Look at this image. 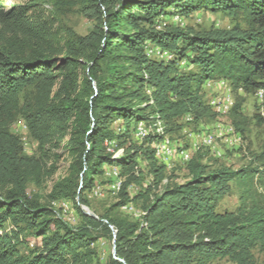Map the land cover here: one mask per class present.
<instances>
[{"label": "trees", "instance_id": "obj_1", "mask_svg": "<svg viewBox=\"0 0 264 264\" xmlns=\"http://www.w3.org/2000/svg\"><path fill=\"white\" fill-rule=\"evenodd\" d=\"M80 2L79 12L93 22L84 35L53 14L56 2L55 8L50 0L6 6L0 0V264H96L94 244L104 236L114 238L115 251L105 264H208L217 257L264 264V196L258 191L264 192V146L254 155L258 165L240 168H213L196 153L186 180L175 183L154 156L152 144L160 136L134 138L136 124L151 117L161 118L170 136L188 115L194 123L217 118L210 97H203L210 79L226 80L231 92L262 90L264 97V0ZM198 11L229 15L232 26L166 22ZM147 46L173 58L151 57ZM242 103L233 98L229 110L240 135L247 131ZM19 118L38 155L26 154L11 131ZM52 149L69 158L68 175L42 198L29 187H41L55 173L47 164ZM106 167L119 168L125 178L116 195L111 174L97 181ZM143 174L152 176L150 184L131 194ZM96 182L109 184L107 195L115 201L100 214L92 209L93 217L81 206L90 208ZM232 186L239 206L218 212ZM54 201L75 208V224L62 218ZM131 203L144 211L140 219L124 212ZM253 248L263 254L259 263Z\"/></svg>", "mask_w": 264, "mask_h": 264}, {"label": "rangeland", "instance_id": "obj_2", "mask_svg": "<svg viewBox=\"0 0 264 264\" xmlns=\"http://www.w3.org/2000/svg\"><path fill=\"white\" fill-rule=\"evenodd\" d=\"M26 1L27 0H1L3 6L16 3H23ZM50 1L53 2V4L55 2L57 4V9L53 14L57 15L59 21L71 27L77 34L84 35L91 29L93 24L92 20L84 17L79 12L81 0ZM54 7L56 8L55 4ZM46 8L48 10H52V3L47 2ZM166 22L175 23L180 27L187 25L195 29L209 28L211 26L216 28H229L232 26V20L229 15L223 14L221 12L212 13L208 11L195 12L191 15V17L174 16L170 19H167ZM215 81L216 80L206 81L204 83L203 92H205L203 97L206 100L210 97L208 99V103L213 107L214 110H217V114L219 113L218 106H220V104H217V100L223 95L229 93L230 107L232 106L233 98L235 100L238 96L243 100L241 112L246 117L247 131L244 135H241V141L237 142V144H233L232 146L229 144L227 145L222 140H220V138H217L214 149H211L210 147L206 146H202L198 150L196 149L195 143L198 140L199 136L202 133L208 132L213 128V125L216 122L217 118H219L220 114H218L217 118H204L201 121L195 123L192 122V120L188 121L187 118L181 119L180 123L182 125H185L181 128V130H179L180 132L173 136H170L169 134L167 135L172 138L174 148L176 147L175 149L178 150V152L185 151L186 153H188L190 159L191 156L193 157L196 153L200 152L205 154V157L202 162L213 168L218 167L220 165L229 166L232 168H240L242 166L248 165L250 162H254V155L260 152L264 146V97L262 98L263 93L260 96L257 92L251 94H244L241 91H239L238 93L231 92L228 83L226 87L219 85L221 89H217L213 86ZM210 84L212 86L207 89ZM213 102H215V104H212ZM255 115L261 116V123L257 122V120L255 119ZM226 120L231 123L230 113L228 114ZM11 131L20 137L24 147V152L26 154H39L37 143L28 136L25 123L22 119H17L11 125ZM49 154L50 158L47 164L48 166L50 164L55 166V173L51 177L45 179L41 187L36 188L32 185H30L29 187L30 191L39 194L40 196H42V198L46 197L47 194L50 193V190L56 181L68 175L69 158L67 157V155L63 151H61V149H52ZM57 155L58 157H56ZM138 160L140 168L145 169V162L140 158ZM182 161V159L176 158L173 166L171 168H166V176L172 182L181 183L185 181L188 176L187 161H184V163ZM253 165L256 166L258 165V163L254 162ZM111 168L106 167V174L101 175V177H99L97 181H100L102 179L106 180L109 176V170H111ZM117 169L120 171L119 168ZM143 175L144 176L139 184H133L130 186L129 190L131 194H136L140 186L145 187L150 184L152 176L147 174ZM162 183L163 181L160 183V187L162 186ZM95 185L102 187L103 191H106V188L109 187V184L103 186L99 182H96ZM258 191L261 192V197H263L264 192H262L260 188L258 189ZM107 192L108 191L105 192L106 195L103 198L93 196L89 192L88 197L90 199V208L81 206L82 210L84 212L93 213L92 209H94L98 214L104 212V210L108 208V206L112 202L115 201V198L113 196L107 195ZM139 203L140 202H137L136 205H134L136 207H139ZM52 204L55 206L56 209H58L64 220L70 222L71 224L76 223V210L74 207H72V205H68L69 208L66 210V212L60 207L61 202L56 203V201H54ZM239 204V191L235 186H232V190L230 191V193H228L219 201L217 211H235ZM10 228H12V226L10 224H7V230ZM29 241L34 242V239L31 238L29 239ZM94 247L98 252V259L96 261V264H105L108 258L112 256V240L104 236L94 244ZM21 250H24V247ZM252 252L258 263L263 260V254L261 253V251L258 250V248H253ZM208 264H233V262L228 257H217L208 262Z\"/></svg>", "mask_w": 264, "mask_h": 264}, {"label": "bare ground", "instance_id": "obj_3", "mask_svg": "<svg viewBox=\"0 0 264 264\" xmlns=\"http://www.w3.org/2000/svg\"><path fill=\"white\" fill-rule=\"evenodd\" d=\"M146 52L151 57H154L157 59H162L165 61L171 60L173 58V54L171 52H169L168 50L161 49L159 47L147 46ZM212 80H214V79H212ZM212 80L210 79L208 81H212ZM215 82H216V84L221 85V86L226 87V85H227V81L222 79V78L216 79ZM258 94L261 96L262 92L259 91ZM221 98H224L226 103H228V104L227 105L226 104H220V106H218L219 107L218 108V112H219L218 114H220V116H219V118H217L216 122L213 125V128L210 131L204 132L199 136L198 140L195 143V147L197 150L200 149L202 146H206V147H210L211 149H214V147L216 145V139L217 138H220V140H222L227 145L229 144L232 146H233V144H235V143L237 144V142L241 141V135L234 129L233 125L229 121L226 120V118L228 117L229 110L231 108L230 102H229L230 101L229 93H227L226 95H223ZM212 104H215V102H213ZM186 118L188 121L192 120V117L190 115H188ZM138 123L136 124L135 130H134V138L136 140H142L147 134H156V135L160 136L152 144V147L154 150V156H155V158L159 164L165 165L166 168H171L173 166L176 158L182 159L183 163H184V161L188 162L190 160L188 153H186L185 151L178 152V150L175 149L176 147L174 148L172 138L165 133V123L161 118L151 117L148 121H143L145 133H144V135H141L139 139H138ZM168 147H171V149H168ZM121 153H122L121 150H118V151L115 150L114 151V154L116 156H119ZM109 171H110L109 175L111 174L114 178V182L112 181L113 183H112L110 189L112 190L111 191L112 194L116 195L119 192L121 185H122L125 178H124V176L121 175L119 170L116 168H111V170H109ZM166 181H167V179L165 178L163 180L162 184H165L168 182V181L167 182ZM159 188H160V186H159ZM105 192L106 191H103V189L100 186H97L92 191L91 194L93 196L103 198L106 195ZM61 208L66 211L69 207H68V204L66 202H61ZM123 210H124V212H127L128 214H130V216H133L134 218H137V219H140L142 217V215H144V211L140 210L139 208L134 207L132 205V203L128 204L127 206H124Z\"/></svg>", "mask_w": 264, "mask_h": 264}, {"label": "built area", "instance_id": "obj_4", "mask_svg": "<svg viewBox=\"0 0 264 264\" xmlns=\"http://www.w3.org/2000/svg\"><path fill=\"white\" fill-rule=\"evenodd\" d=\"M212 85H210V86H208V88L207 89H209L210 87H211ZM213 86L215 87V88H217V89H221V87L218 85V84H216L215 82H214V84H213ZM262 91V90H261ZM217 104L219 105V104H228V103H226V101H225V99L224 98H219L218 100H217ZM144 133H145V131H144V123H143V121H140L139 123H138V139L140 138V136L141 135H144ZM168 149H171V147H168ZM34 243V242H33Z\"/></svg>", "mask_w": 264, "mask_h": 264}, {"label": "water", "instance_id": "obj_5", "mask_svg": "<svg viewBox=\"0 0 264 264\" xmlns=\"http://www.w3.org/2000/svg\"><path fill=\"white\" fill-rule=\"evenodd\" d=\"M87 215L89 216H93V217H96L94 213L92 212H85ZM113 236H115V231H113ZM112 256L115 257V251H114V238L112 239Z\"/></svg>", "mask_w": 264, "mask_h": 264}]
</instances>
